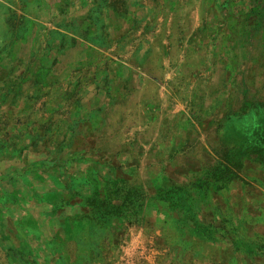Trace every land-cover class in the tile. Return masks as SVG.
Returning <instances> with one entry per match:
<instances>
[{
  "label": "rangeland",
  "instance_id": "rangeland-1",
  "mask_svg": "<svg viewBox=\"0 0 264 264\" xmlns=\"http://www.w3.org/2000/svg\"><path fill=\"white\" fill-rule=\"evenodd\" d=\"M0 264H264V0H0Z\"/></svg>",
  "mask_w": 264,
  "mask_h": 264
},
{
  "label": "trees",
  "instance_id": "trees-1",
  "mask_svg": "<svg viewBox=\"0 0 264 264\" xmlns=\"http://www.w3.org/2000/svg\"><path fill=\"white\" fill-rule=\"evenodd\" d=\"M220 179L217 178L216 181H219ZM196 188V187H194ZM187 199H196L197 197H200V195H206L205 193H202L200 191H194L193 196L192 194H189L188 191H186ZM184 201V200H183ZM198 203L202 204V200L198 199ZM190 205H194L193 202L190 200ZM207 212V214L205 213ZM183 220H181L184 228L187 232V229H190L191 232H195L196 234H200V236H205V234L208 232L209 235H216L218 234L223 239H225V242H232L233 245H241L244 242V238L240 235V232L237 230L236 225L234 224L233 220H231V217L233 214H230L229 212L219 214V220H218V212H215L213 210H203V209H188L186 211V214H183ZM207 216V218H206ZM236 216V215H235ZM211 220V221H209ZM209 221L210 223H205ZM237 222H240V219H236ZM204 223V224H203Z\"/></svg>",
  "mask_w": 264,
  "mask_h": 264
}]
</instances>
